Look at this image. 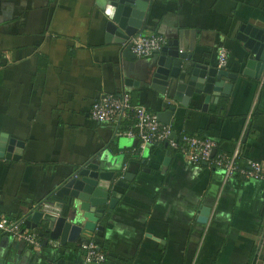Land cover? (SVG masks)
Here are the masks:
<instances>
[{
	"label": "crops",
	"instance_id": "1",
	"mask_svg": "<svg viewBox=\"0 0 264 264\" xmlns=\"http://www.w3.org/2000/svg\"><path fill=\"white\" fill-rule=\"evenodd\" d=\"M107 2L0 0V133L23 142L17 160L0 159V211L26 218L85 164L118 179L131 176L128 187L118 188L122 197L107 214L103 236L70 229L64 238L46 236L58 246L35 249L0 234V264H83L85 238L105 252L103 264H264V180L227 179L166 143L139 157L137 140L91 118L104 96L126 94L155 114L175 105L170 125L177 133L213 138L219 151L264 165V74L256 78L237 38L242 26L264 30V0L149 1L140 33L184 38L181 52L209 68L219 69L223 47L222 69L238 74L225 100L195 94L188 105L153 87L159 54L129 56L130 39L115 41ZM201 206L211 208L206 223L199 221Z\"/></svg>",
	"mask_w": 264,
	"mask_h": 264
},
{
	"label": "water",
	"instance_id": "2",
	"mask_svg": "<svg viewBox=\"0 0 264 264\" xmlns=\"http://www.w3.org/2000/svg\"><path fill=\"white\" fill-rule=\"evenodd\" d=\"M149 1L108 0L106 12L110 20L107 29L120 37L116 42L124 44L143 30ZM237 38L245 42L249 52L248 63H255L256 78H261L264 74V30L256 26H242ZM183 45L184 38L181 37L178 42L170 41L156 51L159 57L150 72L153 87L160 89L165 95L172 94L174 100L183 105H188L186 99H191L195 94L210 95L217 104L222 99L225 100L231 93L238 74L195 63L191 60L192 56L181 52ZM130 48L129 44L126 50L129 56L130 53L133 54ZM186 59L189 61L184 66L183 61ZM185 67L187 69H183ZM184 95H188V98ZM210 96L207 100L212 99ZM176 110L177 106L171 105L157 114L158 119L170 124ZM22 146V141L0 133V159L17 160ZM115 177L114 172L101 170L99 165L93 163L77 168L51 200L58 211L39 208L30 210L26 214V226L33 229L43 227L39 230L40 235L54 238L60 235L64 238L70 229L77 233L83 230L97 231L98 235L103 236V223L106 222L107 214L113 212L122 197L118 188L128 187L125 181L131 179L130 174L124 179ZM200 210L199 221L206 223L211 208L201 206Z\"/></svg>",
	"mask_w": 264,
	"mask_h": 264
},
{
	"label": "built area",
	"instance_id": "3",
	"mask_svg": "<svg viewBox=\"0 0 264 264\" xmlns=\"http://www.w3.org/2000/svg\"><path fill=\"white\" fill-rule=\"evenodd\" d=\"M167 42V37L163 34L138 33L130 39L129 44L137 57H148ZM227 64L228 51L222 47L218 52V68L222 69ZM91 118L101 123L115 124L118 127V135L137 140L139 155L151 145L166 143L179 150L184 158L193 164L207 162L223 170L227 179L240 174L244 178L264 180V165L261 162L247 159L244 166L239 165L238 153L229 155L219 151L217 141L210 137L177 133L172 125L162 123L157 114L135 104L126 94L121 97L104 96L97 100L91 108ZM37 208L58 211L51 201H43ZM25 221V218H12L0 211V234L12 235L35 249L45 245L58 246L53 239L42 240L39 232L29 229ZM81 248L85 253L83 264L105 263L107 256L94 239H83Z\"/></svg>",
	"mask_w": 264,
	"mask_h": 264
},
{
	"label": "trees",
	"instance_id": "4",
	"mask_svg": "<svg viewBox=\"0 0 264 264\" xmlns=\"http://www.w3.org/2000/svg\"><path fill=\"white\" fill-rule=\"evenodd\" d=\"M138 147H139V143H138L137 147L135 148V150H133V151H135L134 154H136L137 156H139V154H138ZM139 157H140V156H139ZM238 164L241 165V166H244V165H245V161H244V162H240V161H238ZM237 176L243 177V176H241L240 174H237ZM243 178H244V177H243ZM40 236H41L42 240H46V239H47L46 236H42V235H40Z\"/></svg>",
	"mask_w": 264,
	"mask_h": 264
}]
</instances>
